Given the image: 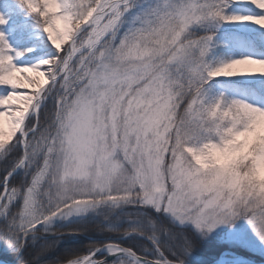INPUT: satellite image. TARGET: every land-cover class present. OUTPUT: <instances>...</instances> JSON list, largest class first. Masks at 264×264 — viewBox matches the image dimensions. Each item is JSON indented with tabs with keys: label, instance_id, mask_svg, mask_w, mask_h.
Segmentation results:
<instances>
[{
	"label": "snow or ice",
	"instance_id": "6c2138e0",
	"mask_svg": "<svg viewBox=\"0 0 264 264\" xmlns=\"http://www.w3.org/2000/svg\"><path fill=\"white\" fill-rule=\"evenodd\" d=\"M23 2L42 18L57 54L19 66L22 53L0 31V85L11 87L0 94V155L16 153L0 179V239L23 251L37 225L56 217L136 204L170 218L171 227L149 233L142 211L128 214L137 223L123 235L147 236L150 257L109 241L63 264H184L188 224L207 235L241 216L264 241V107L223 92L209 101L207 89L213 78L254 73L240 66L259 65L264 75V58L210 63L216 34L193 31L209 20L264 28V0ZM237 5L255 14H229ZM247 39L264 46V33ZM17 169L31 171L19 187L9 182ZM102 248L117 259L97 257Z\"/></svg>",
	"mask_w": 264,
	"mask_h": 264
},
{
	"label": "rangeland",
	"instance_id": "374dc122",
	"mask_svg": "<svg viewBox=\"0 0 264 264\" xmlns=\"http://www.w3.org/2000/svg\"><path fill=\"white\" fill-rule=\"evenodd\" d=\"M233 11L245 15L255 14L254 6L247 5H237L234 8L228 9L229 14H232ZM0 14L3 15L6 21V23L0 24V31L5 33L8 43L14 50L13 54H15L16 51L22 53V55L15 58V63L17 65H34L41 60L57 54V49L52 44L48 33L41 25L29 21V14L26 12L25 7L16 0H0ZM127 20L128 18L126 17L125 24L121 28V34H123V32L130 26ZM193 31L198 36H202L205 33L216 34L217 44L208 57L210 63H218L221 59L239 58L242 56L264 58V46L253 44L247 39V37L251 34L260 35L261 33H264V28H261L253 22L209 20L203 25L195 26ZM226 40L228 41L227 44H225ZM62 47L66 48L67 45H63ZM27 49L32 50L27 51ZM260 70L261 66L259 65L240 66L235 69V71L254 73L232 77L220 76L213 78L207 85L209 101L223 92L228 98L244 99L249 103L264 107V75L258 73ZM32 75H35V73ZM40 79H43V77ZM5 89H7V91H11L10 86L0 85V94H3ZM9 153L6 155H0V178H3V176L7 174V170L11 168L15 161L16 155L14 154L15 156L9 157ZM18 178H21L20 180L22 181L30 179L31 171H29L28 176L26 177L24 170L19 169ZM14 186L19 187L20 184ZM0 190H2V188H0ZM20 203L21 201L17 199L11 206V212L14 213L16 208L20 206ZM15 204L19 205L15 207ZM127 205L136 204H121L119 207L104 205L95 210H91L86 214L73 215L68 218L56 217L50 224L37 225L36 232L29 235L28 238H34L38 235V233L42 232H54L55 229L73 222L84 223L88 226L100 225L104 223L108 225L110 224L109 218L114 216L118 210L122 207L125 208ZM147 207L152 208L151 206ZM118 225L120 226V223H118L117 226ZM187 226L194 228L191 224H188ZM45 227L48 231L42 230ZM123 227V229L128 228L124 225ZM212 233H217L220 237H226L230 245V248L223 251V253H221L216 260L223 257L235 259L239 257L255 262H264V241L260 240L256 232L253 230L252 225L244 216H241L235 224L221 225L208 234ZM126 236L129 235H123L122 233L120 237ZM69 239H75L74 235L64 237V240ZM90 250L91 249L76 257H82L88 254ZM239 250L247 251L251 255L263 258V260L258 261L255 258H252L253 256L247 257L243 255V253L239 252ZM11 252H14V250H12L3 239H0L1 262L7 261L11 264H26L24 261L9 259L7 256L11 254ZM115 259H117V257L113 260Z\"/></svg>",
	"mask_w": 264,
	"mask_h": 264
},
{
	"label": "trees",
	"instance_id": "16d2710c",
	"mask_svg": "<svg viewBox=\"0 0 264 264\" xmlns=\"http://www.w3.org/2000/svg\"><path fill=\"white\" fill-rule=\"evenodd\" d=\"M18 3L25 7L26 12L29 14V21L41 25L43 28V20L37 14L32 12L23 0H16ZM16 153L10 152L9 157L15 156ZM2 179V177L0 178ZM18 178V174L14 175L11 182L14 185L21 184L22 180ZM24 181V180H23ZM142 211L145 214L143 227L146 231L151 233L154 229H162L164 227H171L170 218L161 212H156L154 208L142 207L140 205H127L122 207L118 212L109 218L110 224H100L88 226L84 223H68L63 225L55 231L57 232H42L34 238H28L27 246L23 251L11 252L7 257L17 261H24L27 264H63L68 258L84 254L90 249L91 245H100L101 242L107 243L109 241L123 242L125 246L133 247L140 250V255L150 257L152 255V241L147 236H142L138 233H131L126 237H120L123 233V225L130 227L137 223L133 219H129L131 213ZM148 218L155 221L154 224L150 223ZM117 221V222H116ZM108 222V223H109ZM120 223V226L117 224ZM110 226H115L120 231H100L99 229H107ZM73 228L82 229V231L73 232L69 231ZM192 247L190 253L184 255V263L186 264H207L216 260L223 251L230 248L229 242L226 237H220L217 233L203 234L197 232L193 227L186 226ZM74 235L75 239L64 240V237ZM48 251H43L49 248ZM247 257L255 258L256 260H263L259 256L249 254L247 251L239 250Z\"/></svg>",
	"mask_w": 264,
	"mask_h": 264
},
{
	"label": "water",
	"instance_id": "95a60500",
	"mask_svg": "<svg viewBox=\"0 0 264 264\" xmlns=\"http://www.w3.org/2000/svg\"><path fill=\"white\" fill-rule=\"evenodd\" d=\"M18 171L19 169H17L16 172L13 173V175H15ZM100 255H106L108 262L112 261L116 257L115 255H108L107 250L103 248L101 249V251L96 253V256H100ZM222 259L223 258H219L218 260L213 261L208 264H264V262H255L252 260H246V259L239 258V257L237 259L225 258V261H223ZM3 262H5L6 264H11L7 261H3Z\"/></svg>",
	"mask_w": 264,
	"mask_h": 264
},
{
	"label": "clouds",
	"instance_id": "9594fccd",
	"mask_svg": "<svg viewBox=\"0 0 264 264\" xmlns=\"http://www.w3.org/2000/svg\"><path fill=\"white\" fill-rule=\"evenodd\" d=\"M117 157H119V153H117ZM120 158H122V157H120ZM249 163H251V161H249ZM128 170L131 171L130 168H129ZM217 171H219L221 174H223V172H224L223 169H213V170H212L213 173H216ZM241 171H244V169L242 168ZM224 178H225V180H226V179H227V176H224ZM255 182H256L257 184H259V183H261L262 181H260V180L257 178V179L255 180ZM134 191L138 192L139 189H134ZM154 222H155V221H154ZM26 264H27V262H26Z\"/></svg>",
	"mask_w": 264,
	"mask_h": 264
},
{
	"label": "bare ground",
	"instance_id": "6f19581e",
	"mask_svg": "<svg viewBox=\"0 0 264 264\" xmlns=\"http://www.w3.org/2000/svg\"><path fill=\"white\" fill-rule=\"evenodd\" d=\"M222 260L225 261V258L223 257ZM0 264H6V263L0 261Z\"/></svg>",
	"mask_w": 264,
	"mask_h": 264
},
{
	"label": "flooded vegetation",
	"instance_id": "af4514ba",
	"mask_svg": "<svg viewBox=\"0 0 264 264\" xmlns=\"http://www.w3.org/2000/svg\"><path fill=\"white\" fill-rule=\"evenodd\" d=\"M17 203H19V202H17ZM19 204H15V207H17Z\"/></svg>",
	"mask_w": 264,
	"mask_h": 264
}]
</instances>
